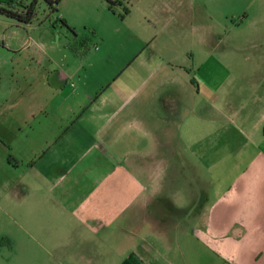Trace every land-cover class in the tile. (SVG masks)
<instances>
[{"label":"crops","instance_id":"0c3cea01","mask_svg":"<svg viewBox=\"0 0 264 264\" xmlns=\"http://www.w3.org/2000/svg\"><path fill=\"white\" fill-rule=\"evenodd\" d=\"M199 1L129 0L121 19L130 20L139 47L135 67L115 79L119 86L74 87L75 76L57 67L45 84L64 104L33 109L19 97L11 100L13 85L0 86L3 118L17 107L12 120L0 122V144L10 151L30 140L31 130L32 169L42 163L32 191L23 183L13 190L18 201L34 196L36 223L55 240L82 237L80 229L87 240H105L111 225L116 241L137 224L163 233L171 209H207L191 232L199 245L220 264H264V90L248 96L243 88L222 90L232 74L211 51L200 59L180 52L181 44H218L210 17L202 22ZM49 110L55 121H47ZM38 118L31 127L28 120ZM219 177L233 179L219 188ZM170 184L182 188L179 205L165 195ZM128 250L122 264H140L138 245Z\"/></svg>","mask_w":264,"mask_h":264},{"label":"rangeland","instance_id":"374dc122","mask_svg":"<svg viewBox=\"0 0 264 264\" xmlns=\"http://www.w3.org/2000/svg\"><path fill=\"white\" fill-rule=\"evenodd\" d=\"M123 2L129 7V0ZM113 10L114 13L108 11L107 0H61L57 11L52 12L41 0L37 5L36 17L29 25L18 24L0 15L2 89L13 85L11 100L19 101V97L21 101L25 100L23 104L33 109L51 103L64 104L58 96H51L52 91L45 84L46 74L57 67L75 76L74 87L84 85L102 91L109 83L113 84L112 87L119 86L121 81L115 82V79L121 75L124 79L135 67L134 62L132 65L130 63L139 46L134 44L130 34V20L123 22L121 19L123 7L116 6ZM198 10L203 24L205 16H208L212 27H216L218 44H211L209 49L204 44H181L180 52L199 58L206 51H211L232 74L231 79L222 84V90L243 88L246 95L261 93L264 90V0H200ZM58 17L74 30L76 38L85 40L82 46H77L78 50L71 48L76 40L73 33L59 23L52 27ZM102 40L105 41L104 45L101 44ZM15 44L29 46L18 52L11 48ZM34 44H39V48ZM143 51V54L148 52L146 49ZM48 56L58 64L51 63ZM23 76L27 79L25 83ZM39 78H42L41 83L38 82ZM30 88L36 91V95L29 97ZM16 108L13 113L4 114L3 118L1 106L0 122L12 120ZM39 119H29L31 127ZM47 121H55L52 111ZM27 132L30 140H25L23 144L15 142L11 145V152L0 144V264H122L129 252L128 247L131 249L137 245L140 264H220V258L191 237V232L198 226L195 224L196 218L201 213L205 220L207 209H171L172 224L162 227L163 233L156 230L150 233L147 231L149 224H137L131 226V232H122V240L116 241L115 225H111L105 240L86 233L90 235L87 240L83 237L85 231L82 229L77 230L82 237L55 240L48 231L42 230L43 224L39 226L36 223L38 217L34 206L37 201L34 196L27 194L18 201L17 192L13 190V186L23 183L32 191L37 179L35 169L41 168L42 164L32 169L35 158L33 131L27 129ZM20 155L22 157L17 158ZM232 179L219 177L218 187L225 188ZM8 186L10 188L7 189ZM166 188L165 195L170 198L169 202L179 205L182 188L174 184ZM187 193L184 195L193 194ZM39 229L41 233H38ZM132 235L136 238L130 240Z\"/></svg>","mask_w":264,"mask_h":264},{"label":"trees","instance_id":"16d2710c","mask_svg":"<svg viewBox=\"0 0 264 264\" xmlns=\"http://www.w3.org/2000/svg\"><path fill=\"white\" fill-rule=\"evenodd\" d=\"M41 0H0V15H4L18 24L29 25L33 22L37 14V5ZM48 5L49 9L52 12L57 11V6L61 0H43ZM108 9L114 13V7L121 6L124 9V15H121L123 18L128 14V9L123 2V0H107ZM60 24L62 27L66 28L69 32L73 33L74 37L76 35L74 30L69 27L65 20L58 17L56 21L52 23V27H55L57 24ZM85 43L84 39L76 38L74 41L75 46H71L73 50H78L77 46H82Z\"/></svg>","mask_w":264,"mask_h":264}]
</instances>
